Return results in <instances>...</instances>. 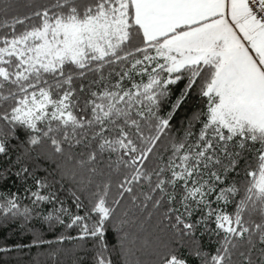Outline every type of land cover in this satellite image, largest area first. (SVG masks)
I'll return each instance as SVG.
<instances>
[{
	"label": "snow or ice",
	"instance_id": "6c2138e0",
	"mask_svg": "<svg viewBox=\"0 0 264 264\" xmlns=\"http://www.w3.org/2000/svg\"><path fill=\"white\" fill-rule=\"evenodd\" d=\"M0 236L264 264V0H0Z\"/></svg>",
	"mask_w": 264,
	"mask_h": 264
},
{
	"label": "trees",
	"instance_id": "16d2710c",
	"mask_svg": "<svg viewBox=\"0 0 264 264\" xmlns=\"http://www.w3.org/2000/svg\"><path fill=\"white\" fill-rule=\"evenodd\" d=\"M9 237V242L11 243L12 240H16L17 242H24L27 243L28 238L26 236H17L13 237L11 233H6ZM48 238H52L51 234H47ZM3 237L0 236V240H2ZM70 246V245H69ZM46 247H40L36 248L33 247L31 249H23L20 252L13 251L10 257H5L6 259H10L12 261V264H17V261L19 264H46L47 256H46Z\"/></svg>",
	"mask_w": 264,
	"mask_h": 264
}]
</instances>
